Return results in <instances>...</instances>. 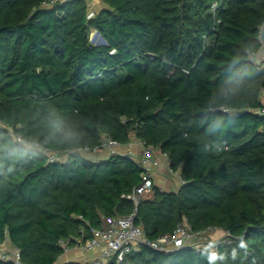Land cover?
Segmentation results:
<instances>
[{
	"label": "trees",
	"instance_id": "trees-1",
	"mask_svg": "<svg viewBox=\"0 0 264 264\" xmlns=\"http://www.w3.org/2000/svg\"><path fill=\"white\" fill-rule=\"evenodd\" d=\"M44 1L0 0V244L25 264H56L60 240L83 243L104 216L133 211L139 157L81 152L107 133L182 168L177 191L153 184L139 201L149 240L186 220L225 231L209 250L227 254L218 264H264V60L250 57L264 0H102L93 16L88 0ZM206 247L141 243L108 264H207Z\"/></svg>",
	"mask_w": 264,
	"mask_h": 264
},
{
	"label": "built area",
	"instance_id": "built-area-1",
	"mask_svg": "<svg viewBox=\"0 0 264 264\" xmlns=\"http://www.w3.org/2000/svg\"><path fill=\"white\" fill-rule=\"evenodd\" d=\"M63 1L65 0H45L42 5L52 6L57 2ZM212 7L215 9L216 4L214 3ZM93 15V11H89V16ZM252 54L254 53H251L250 57ZM221 109L224 111H230L226 106H222ZM259 111L264 113V109H260ZM17 137L20 138L19 136ZM123 145L125 144H121L109 134L103 133L98 146L94 148H83L81 152L86 153L105 148L109 150L110 153L134 157L131 148H123ZM139 145L142 148V155L140 156L139 161L145 168V172L142 174V181L133 188L130 194L127 195L128 198L133 200L134 209L129 214L104 216L102 227L92 229V237L88 238L85 242L80 243L85 249H99L98 255L88 264H108L112 258L117 262H121L126 253L130 252L132 249H137L141 243H146L152 248L162 251H173L186 246L200 250L202 247H206L209 244L207 237L202 239L206 230L202 232H193L186 220L180 223L172 233L164 234L155 240H149L146 237L142 226L137 223L138 204L141 198L152 192V170L154 167L158 166L160 162L154 155V151L156 150L155 147L148 145L144 140H139ZM45 151L48 156V161H66L68 158L65 153L59 150L45 149ZM163 155L167 156L166 153H163ZM60 244L64 251L71 248L69 238L60 240ZM0 259L10 262V264H25L21 260L20 250L16 246L11 249H6L3 246V243L0 244Z\"/></svg>",
	"mask_w": 264,
	"mask_h": 264
},
{
	"label": "crops",
	"instance_id": "crops-1",
	"mask_svg": "<svg viewBox=\"0 0 264 264\" xmlns=\"http://www.w3.org/2000/svg\"><path fill=\"white\" fill-rule=\"evenodd\" d=\"M89 1V11H93V13L99 12L101 9L106 8V4L102 0H88ZM251 58L255 62H259L264 60V47L261 46L260 49L251 55ZM261 101L264 104V90L261 94ZM123 148L130 147L134 153V157H139L142 155V148L139 145V140L135 137H132L130 143L122 146ZM88 159L91 160H99L106 159L111 154L109 150L102 148L94 151L83 153ZM155 157L159 160L160 164L153 168L152 170V179L153 184L158 186L164 191H177L183 181L181 177V171L179 170H171L168 157L164 156L163 153L156 149L154 151ZM152 194L149 193L145 197H149ZM3 246L7 249H11L14 247V244L7 239L3 242ZM99 253L98 248L94 249H85L80 243L71 245V248L67 251H64L58 258L56 264H69V263H78V264H88L92 259H94Z\"/></svg>",
	"mask_w": 264,
	"mask_h": 264
},
{
	"label": "clouds",
	"instance_id": "clouds-1",
	"mask_svg": "<svg viewBox=\"0 0 264 264\" xmlns=\"http://www.w3.org/2000/svg\"><path fill=\"white\" fill-rule=\"evenodd\" d=\"M237 247L244 249L245 252H247L249 245L245 242V240L243 238H240V242H239ZM210 249H214V242H210L207 245V247L205 248V252H207V256H206L207 264H218V262H224L228 258L226 253L218 252L215 250L209 251ZM202 255H203V253H202ZM231 258L233 260H235L237 258L236 249L232 250Z\"/></svg>",
	"mask_w": 264,
	"mask_h": 264
},
{
	"label": "rangeland",
	"instance_id": "rangeland-1",
	"mask_svg": "<svg viewBox=\"0 0 264 264\" xmlns=\"http://www.w3.org/2000/svg\"><path fill=\"white\" fill-rule=\"evenodd\" d=\"M94 37H97L94 40ZM99 38V36H96L95 30L93 29L91 32V40L93 41H97ZM225 231L224 230H217V229H211V230H206V232L204 233V235L202 236V239H204V237H207V239L215 242L218 241L219 239L223 238L225 236Z\"/></svg>",
	"mask_w": 264,
	"mask_h": 264
},
{
	"label": "water",
	"instance_id": "water-1",
	"mask_svg": "<svg viewBox=\"0 0 264 264\" xmlns=\"http://www.w3.org/2000/svg\"><path fill=\"white\" fill-rule=\"evenodd\" d=\"M95 33H96V36H99L98 40H97V44H105L106 43V40L105 38L99 33L98 30H95ZM97 37H94V40L96 39ZM259 39L261 41V44L262 46L264 47V21L261 25V28H260V33H259ZM93 41V40H92ZM182 170V168L180 169V171Z\"/></svg>",
	"mask_w": 264,
	"mask_h": 264
}]
</instances>
